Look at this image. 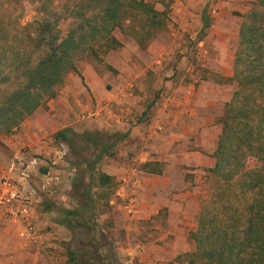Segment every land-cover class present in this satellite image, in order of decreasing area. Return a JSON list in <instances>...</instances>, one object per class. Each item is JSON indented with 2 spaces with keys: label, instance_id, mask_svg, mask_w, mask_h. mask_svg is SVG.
Returning <instances> with one entry per match:
<instances>
[{
  "label": "trees",
  "instance_id": "16d2710c",
  "mask_svg": "<svg viewBox=\"0 0 264 264\" xmlns=\"http://www.w3.org/2000/svg\"><path fill=\"white\" fill-rule=\"evenodd\" d=\"M68 12L72 21L64 36L59 18L45 17L31 22L27 49L5 56L0 52V135L14 133L56 97L67 75L77 72L80 57L98 59L101 53L120 47L113 31L122 29L125 21L134 22L132 32L140 44L166 23V12L147 0H80ZM202 17L207 27L206 14ZM224 81L234 83L235 89L219 119L221 132L208 169L213 179L210 198L189 234L194 250L185 255L187 264H264V0L250 2L238 29L232 76ZM124 136L102 130L77 133L71 127L55 131L58 146L85 166L81 176L73 178L79 207L66 209L44 199L41 209L61 213L58 222L65 227H93L97 202L103 198L110 207L114 187L113 176L99 164L103 157L114 155ZM89 148L91 154L85 157L83 152ZM139 169L162 170L156 161L141 163ZM84 254L68 247V264H93Z\"/></svg>",
  "mask_w": 264,
  "mask_h": 264
},
{
  "label": "rangeland",
  "instance_id": "374dc122",
  "mask_svg": "<svg viewBox=\"0 0 264 264\" xmlns=\"http://www.w3.org/2000/svg\"><path fill=\"white\" fill-rule=\"evenodd\" d=\"M79 1L0 0L1 54L4 56L5 54L13 55L15 50L19 49L23 52L27 49L28 34L32 31L30 24L34 20L51 16L58 17V26L62 36H64L72 21L68 7ZM147 1L156 10L166 12V23L163 28L156 30L149 40L140 44L132 32L134 22L125 21L122 29L116 28L113 31V35L122 43L120 47L101 53L98 59L91 55H83L77 62V68L82 65H93L102 73L106 80L107 90H117L118 87H124L128 97L135 100L134 113L137 118L140 117L139 119L143 120L142 122H150L152 116L165 107L163 97L164 91L167 90L165 86L167 83L174 84L180 82V79L182 82H193L194 79L207 78L214 83L222 84L220 83L222 76L215 71L216 65L233 64L239 25L249 11L252 0ZM203 13L206 14L209 23L207 27H203ZM37 55L36 52L33 56L34 62ZM188 66L193 67L191 71L194 78H189ZM121 67L123 72L120 71ZM77 72L79 73L78 69ZM105 74L110 76H105ZM135 74V78L131 80L132 85L125 86L126 80ZM113 78L117 79V83L114 82ZM13 85L14 82L9 85V88H12ZM137 101L138 107H136ZM92 104H95V101ZM38 110L41 116H47L44 105ZM70 116V127L77 133L85 130H102L105 133H119L120 135L123 133L112 128L99 127L92 119L77 120L74 112H71ZM59 127L62 128L61 125L56 128ZM17 131L18 129L15 130V132ZM126 140L127 137L116 145L113 156L102 158L99 164L101 170L119 168L117 164L118 154L123 150ZM0 145L3 146L4 144L0 142ZM48 145L52 146L54 152L58 151L55 154L59 155L60 147L56 141H50ZM28 151V146L20 148L23 159L26 161L41 155L28 153ZM91 151L92 149L89 148L83 152V155L89 157ZM54 152H51L50 160L49 156L43 157V160L48 162L47 166H44V163H38L31 170V181L36 182L39 179V166L48 167L47 169L51 173L59 174L62 179L52 195L55 198L51 200L58 207L66 209L79 207L73 190V178L81 176L82 172L85 171V166L77 163V158L70 152L67 153V149L64 156L53 164ZM210 156L213 157V154ZM23 159L22 161H24ZM209 168V166L203 167L202 171H198L196 174H187L186 177L192 185L197 187L198 191L197 202L192 208L189 219L192 224L194 223L192 229L196 228L198 208L201 209L210 198L213 179L208 172ZM172 178L177 191L180 190L179 175L172 174ZM84 179L86 180V178ZM77 191L78 193L82 192L83 185ZM112 199L114 200L112 209L104 205L105 200L103 198L102 201L97 202V215L92 220L93 227L83 225L68 228L60 224L52 231L53 238L40 246H32L31 250H38L42 264H68V247L79 250V252L85 251L84 257H87L89 263L93 264H152L150 261H141V257H139L143 252L141 247L145 250L149 244L157 242L162 244L166 236L170 235L169 231L171 230L166 222L168 207L162 206L155 217L142 220L136 216H127L123 211L121 201L114 196ZM102 205L104 206L101 207ZM109 212L112 213L109 214ZM55 213V217L60 221L63 218L62 214L57 211ZM111 217L116 219V224L110 223L113 221ZM128 224H132L131 230L127 229ZM193 250V241L189 240L184 252L165 261L164 264H187L185 253ZM0 264H5V261H0Z\"/></svg>",
  "mask_w": 264,
  "mask_h": 264
},
{
  "label": "crops",
  "instance_id": "0c3cea01",
  "mask_svg": "<svg viewBox=\"0 0 264 264\" xmlns=\"http://www.w3.org/2000/svg\"><path fill=\"white\" fill-rule=\"evenodd\" d=\"M191 68H187L190 72L188 75L194 78ZM77 69L79 73H69L57 96L46 102L47 118L41 116L37 109L17 132L0 135V142L5 145H0V179L4 176H17L18 167L22 164L20 160L24 158L20 152L21 147L28 146V153L41 154L35 158L38 163L47 166L48 162L43 157L49 156L50 160L51 152H54L48 143L54 141L52 134L60 129L56 128L58 125L62 128L70 127L71 112H74L77 120L92 119L99 127L122 131L125 135L123 140L126 137L127 140L118 154L119 168L103 170L113 176L114 187L109 206L112 209V197H117L127 216H136L142 220L155 217L162 206L168 207L166 222L171 230L170 235L166 236L162 244L157 242L146 245L145 250L141 247L143 255L141 253L139 256L142 262L164 264L184 252L191 240L189 234L194 230V223L189 219L197 202L198 191L186 177L187 174H196L203 167L213 165L214 157L210 154H213L221 132L219 119L224 104L235 89L234 83L224 81L232 76V65H216L215 71L222 76V84L207 78L194 79L193 82H182L180 79V82L174 84L167 83L163 97L165 107L154 114L150 122H142L140 117H136L135 100L128 97L124 87L107 90L105 77L93 65H82ZM120 71L123 72L122 67ZM135 76H130L125 86L132 85L131 80ZM113 80L117 83L116 78ZM94 101L95 104H92ZM136 103L138 107V101ZM54 154L53 164L61 158L60 154ZM146 161L159 162L161 173L139 169V165ZM38 168L39 179L36 182L31 179L29 181V186L36 188V193L30 195L28 202L29 219L39 233L38 242L24 241L19 234L21 226L0 207V261H5V264H42L38 250H31L32 246L45 244L53 238L52 231L60 225L55 211L41 209L43 200L54 199L52 195L55 192L49 193L38 188L48 172L57 175L60 183L62 179L59 174L51 173L48 167ZM172 174L179 175L181 189L178 191ZM128 196L135 198L134 214H129L125 208L124 202ZM199 211L200 207L197 214ZM111 218L113 221L110 223L116 224V219ZM127 227L128 230L133 228L132 224Z\"/></svg>",
  "mask_w": 264,
  "mask_h": 264
},
{
  "label": "built area",
  "instance_id": "2783aa9c",
  "mask_svg": "<svg viewBox=\"0 0 264 264\" xmlns=\"http://www.w3.org/2000/svg\"><path fill=\"white\" fill-rule=\"evenodd\" d=\"M60 157L64 156L65 149L60 147ZM18 167L17 176H4L0 179V207L8 216L21 226L20 236L24 241L37 243L39 233L29 219V197L36 193V188L29 186L31 170L38 165L37 158L33 157L22 161ZM60 183L57 175L50 172L46 174L44 182L40 184L39 190L49 193L55 192ZM125 208L129 214L136 212V203L133 196L125 198Z\"/></svg>",
  "mask_w": 264,
  "mask_h": 264
}]
</instances>
